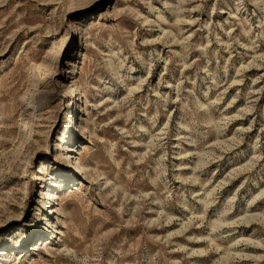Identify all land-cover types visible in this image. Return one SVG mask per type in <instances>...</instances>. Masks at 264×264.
<instances>
[{
  "label": "rangeland",
  "instance_id": "rangeland-1",
  "mask_svg": "<svg viewBox=\"0 0 264 264\" xmlns=\"http://www.w3.org/2000/svg\"><path fill=\"white\" fill-rule=\"evenodd\" d=\"M0 253L264 264V0H0Z\"/></svg>",
  "mask_w": 264,
  "mask_h": 264
},
{
  "label": "bare ground",
  "instance_id": "bare-ground-1",
  "mask_svg": "<svg viewBox=\"0 0 264 264\" xmlns=\"http://www.w3.org/2000/svg\"><path fill=\"white\" fill-rule=\"evenodd\" d=\"M77 169H78V168H77ZM78 173H80V172L77 171V174H78ZM51 187H54V186L51 184ZM44 195H45V194H44ZM49 198H50V196H49ZM49 201H50V199H49ZM49 213H51V212L49 211ZM0 255H2V254L0 253Z\"/></svg>",
  "mask_w": 264,
  "mask_h": 264
}]
</instances>
